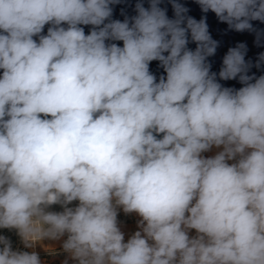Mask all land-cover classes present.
Here are the masks:
<instances>
[{"label": "clouds", "instance_id": "obj_1", "mask_svg": "<svg viewBox=\"0 0 264 264\" xmlns=\"http://www.w3.org/2000/svg\"><path fill=\"white\" fill-rule=\"evenodd\" d=\"M122 2L0 0V264H264V52L212 71L206 15L259 36L264 0Z\"/></svg>", "mask_w": 264, "mask_h": 264}, {"label": "water", "instance_id": "obj_2", "mask_svg": "<svg viewBox=\"0 0 264 264\" xmlns=\"http://www.w3.org/2000/svg\"><path fill=\"white\" fill-rule=\"evenodd\" d=\"M137 0H123L122 3L114 6L113 19L123 20L124 16H132L135 15L134 7ZM179 2L183 3L190 11L188 15L194 17L199 20L202 15H205L201 12L198 4L194 2V0H179ZM145 6L147 7V0H144ZM162 7L167 8V14L171 18L173 17V10L171 4L168 3V0H164L161 5ZM123 10L124 15L121 14ZM207 23L209 26V32L212 35L213 39L219 42V47L217 48L216 54L212 57H209V61L212 65V71L219 72L220 67L222 65V58L228 51L230 47H235L238 43H244L247 46V54L245 59L251 60L253 64H255L260 53L264 52V23L259 21H253V26L255 29L259 30V36L255 32H235L228 30V26L225 23H221L218 21L214 13H207ZM86 34L90 30V26H84ZM47 31V26H45V34ZM121 44L122 42H117ZM190 48L194 49L195 44L189 43ZM150 71L154 73L157 78L163 74V69L159 67V63L157 61H153L150 64ZM254 73L256 76L264 74V64L261 65L259 69L256 67H252L249 74ZM225 87H234L239 88L242 85L238 82V80H229V81H220Z\"/></svg>", "mask_w": 264, "mask_h": 264}, {"label": "rangeland", "instance_id": "obj_3", "mask_svg": "<svg viewBox=\"0 0 264 264\" xmlns=\"http://www.w3.org/2000/svg\"><path fill=\"white\" fill-rule=\"evenodd\" d=\"M216 151L217 149H213L211 152L205 153L204 155L211 156L214 155ZM52 210L59 211L61 209L59 206H53ZM119 215L125 214L120 211ZM131 215H133L134 221L129 223H120L121 229L125 233V239L137 230L136 221L139 218L135 214ZM0 235L7 236L11 240L14 249L30 250L23 248L20 238L16 235L14 230L10 231L7 229H0ZM35 251L39 253L43 264H63V262L67 259L66 254L61 251L60 242L58 241H43L41 244L36 246ZM69 264H72L70 260Z\"/></svg>", "mask_w": 264, "mask_h": 264}, {"label": "trees", "instance_id": "obj_4", "mask_svg": "<svg viewBox=\"0 0 264 264\" xmlns=\"http://www.w3.org/2000/svg\"><path fill=\"white\" fill-rule=\"evenodd\" d=\"M118 220L120 221V223L121 222L129 223L131 221H134V217H133V215H128V216H126V215H119L118 216Z\"/></svg>", "mask_w": 264, "mask_h": 264}]
</instances>
